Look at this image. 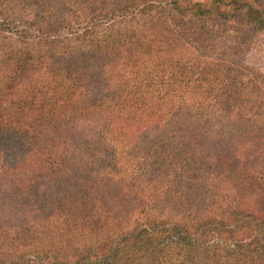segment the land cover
I'll use <instances>...</instances> for the list:
<instances>
[{
	"label": "trees",
	"instance_id": "1",
	"mask_svg": "<svg viewBox=\"0 0 264 264\" xmlns=\"http://www.w3.org/2000/svg\"><path fill=\"white\" fill-rule=\"evenodd\" d=\"M253 31L263 0H0V264H264V65L214 54Z\"/></svg>",
	"mask_w": 264,
	"mask_h": 264
},
{
	"label": "rangeland",
	"instance_id": "2",
	"mask_svg": "<svg viewBox=\"0 0 264 264\" xmlns=\"http://www.w3.org/2000/svg\"><path fill=\"white\" fill-rule=\"evenodd\" d=\"M206 1V0H198ZM264 1V0H263ZM193 32V20L190 15H186L183 19L182 25L178 30L179 37L189 44ZM61 44L58 46H67L72 48H83L87 45L88 38L82 35L69 34L62 37ZM9 41V40H8ZM9 42L16 47H31L32 43L29 41H21L19 39L12 38ZM217 56L215 62L221 68L238 69L236 73L241 72L242 75L251 76L258 73L264 65V33L259 31L250 32L248 45L240 53L230 52H214ZM240 75V74H239ZM246 119L256 123H264V103L254 104L246 111ZM147 174L146 167L143 163H138L134 166V169L120 177L121 184L128 186L133 181L144 180ZM39 191L46 189L43 183H39ZM149 195L152 191H147ZM162 198L165 203V209L168 208V203L172 199V192L169 189H163L161 192Z\"/></svg>",
	"mask_w": 264,
	"mask_h": 264
}]
</instances>
